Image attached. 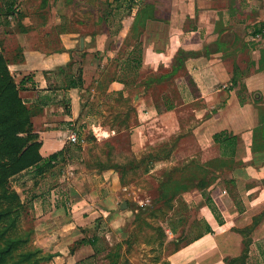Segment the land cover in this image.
<instances>
[{"label": "crops", "instance_id": "0c3cea01", "mask_svg": "<svg viewBox=\"0 0 264 264\" xmlns=\"http://www.w3.org/2000/svg\"><path fill=\"white\" fill-rule=\"evenodd\" d=\"M1 13L0 51L34 112L40 154H63L51 171L17 177L37 236L55 237L49 264H89L105 253L103 226L117 223L134 187L127 167L176 166L186 179L179 197L202 206L191 214L195 238L167 262L225 264L242 256L246 233V264H260L264 0H0ZM82 125L130 130L138 168L97 163L89 187L75 185L71 170L85 149L74 156L67 136ZM218 134L237 138L234 155L222 152ZM163 222L173 237L185 228Z\"/></svg>", "mask_w": 264, "mask_h": 264}, {"label": "rangeland", "instance_id": "374dc122", "mask_svg": "<svg viewBox=\"0 0 264 264\" xmlns=\"http://www.w3.org/2000/svg\"><path fill=\"white\" fill-rule=\"evenodd\" d=\"M0 20H4L2 13ZM166 87H170L169 82L162 85V88ZM126 106L128 107V105ZM108 129L99 127V125L77 127L79 143L72 148L85 149L86 157L84 161L74 165L75 167L71 170V172L76 169L79 171L78 178L72 180L78 187H89L88 168L97 163H106V165L132 163L134 166L136 158L132 150L131 131L125 128V130L118 132L116 130L111 133ZM84 151L74 150L73 155L82 156ZM63 167L61 166L62 169ZM126 169L129 171L126 173L125 182L134 186L122 198L123 202L128 203V208L118 210L117 213L120 217L116 219V224L103 226L104 235L100 247L105 249V253L99 258L91 259L89 264H169L167 262L168 255L185 247L190 240L195 238L190 234L193 231V227L189 226L191 214L198 213L202 205L197 206L192 203L188 205L179 196L174 201L162 202L161 186L167 180L165 170L150 174L144 167L135 171L129 167ZM180 169L182 166H176L170 170H175L174 181H178L182 177ZM68 171L70 170H67L66 175H70ZM17 177L11 180V188L20 195L25 205L19 232L33 233L30 236V242L24 248L25 250L26 248L41 250L38 254L41 264H49L50 261L47 262L48 249L55 241V237L47 239L37 236L38 224L33 218L32 201L27 197V194L23 193L24 186L20 185L21 179ZM167 216H169V224H176L179 229L185 227L175 237L169 232L167 223L163 222ZM164 230L167 232V236ZM255 255L261 260L260 264H264V257L258 256L257 253Z\"/></svg>", "mask_w": 264, "mask_h": 264}, {"label": "trees", "instance_id": "16d2710c", "mask_svg": "<svg viewBox=\"0 0 264 264\" xmlns=\"http://www.w3.org/2000/svg\"><path fill=\"white\" fill-rule=\"evenodd\" d=\"M20 94L21 88L15 82L8 68V62L0 51V264H41L38 257L41 250L24 248L30 242L33 233L19 232L25 205L20 195L12 190L11 180L24 172L33 171L35 175H42L51 171L63 154H55L48 159L42 158L41 138L32 123L34 112L24 103ZM214 139L225 155L235 154L236 137L218 134ZM70 146L75 145L70 144ZM74 148L77 152L82 151L81 147ZM109 166L120 168L116 164ZM128 166L138 168L135 162L134 166L132 163H128ZM180 171L182 172V169ZM174 173L175 170L166 173L168 181L165 180L161 186L162 202L174 201L184 189L183 182L186 179L183 172L178 181H174ZM238 208L242 210L239 204ZM244 235L246 241L242 256L226 259L225 264L246 263L251 240L247 239L246 233ZM87 243L92 246L96 244L95 241L87 240H82L79 244ZM48 256L47 262L53 255L48 254Z\"/></svg>", "mask_w": 264, "mask_h": 264}, {"label": "built area", "instance_id": "2783aa9c", "mask_svg": "<svg viewBox=\"0 0 264 264\" xmlns=\"http://www.w3.org/2000/svg\"><path fill=\"white\" fill-rule=\"evenodd\" d=\"M77 127L72 126V128L68 131L67 140L69 144L77 145L79 143V135H78Z\"/></svg>", "mask_w": 264, "mask_h": 264}, {"label": "water", "instance_id": "95a60500", "mask_svg": "<svg viewBox=\"0 0 264 264\" xmlns=\"http://www.w3.org/2000/svg\"><path fill=\"white\" fill-rule=\"evenodd\" d=\"M127 207H128L127 202H124V203L121 205V209H122V210H126Z\"/></svg>", "mask_w": 264, "mask_h": 264}]
</instances>
